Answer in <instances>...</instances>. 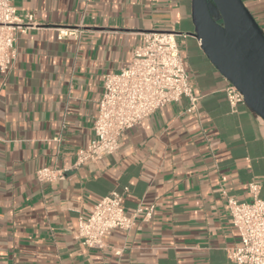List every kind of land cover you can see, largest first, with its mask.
<instances>
[{"label": "crops", "instance_id": "0c3cea01", "mask_svg": "<svg viewBox=\"0 0 264 264\" xmlns=\"http://www.w3.org/2000/svg\"><path fill=\"white\" fill-rule=\"evenodd\" d=\"M264 31V0H244ZM34 26L20 32L12 68L0 71V264H236L241 236L227 194L264 199V121L232 111L228 80L201 48L192 0H14ZM77 26L80 38L58 39ZM152 29L177 33L194 95L158 109L120 137L119 148L74 166L94 136L104 75L120 71ZM64 169L53 182L38 169ZM128 187L127 213L155 204L149 220L114 229L104 247L78 237L81 216ZM114 248L122 249L117 255Z\"/></svg>", "mask_w": 264, "mask_h": 264}, {"label": "built area", "instance_id": "2783aa9c", "mask_svg": "<svg viewBox=\"0 0 264 264\" xmlns=\"http://www.w3.org/2000/svg\"><path fill=\"white\" fill-rule=\"evenodd\" d=\"M13 1L0 0V71L4 76L12 68L18 34L36 24L33 14L19 13ZM81 34L77 26L58 27L60 40L78 39ZM224 90L232 111H237L238 104L245 103L243 94L230 81ZM184 97L189 99L188 111L192 112L198 98L184 65L177 33L162 29L146 31L131 61L120 71L104 75L94 136L87 147L76 151L74 166L86 165L114 153L119 148L123 132ZM64 172L61 168L43 167L38 169L37 177L43 182H53ZM248 186L249 200L226 193L232 223L241 236L240 244L231 247L228 255L236 264H264V199L257 182L251 181ZM128 191V187L112 191L95 204L89 215L80 217L78 237L83 244L103 248L104 237L112 230L129 231L140 218H152L153 203L139 204L133 213H127L124 202ZM113 252L120 255L122 249L114 248Z\"/></svg>", "mask_w": 264, "mask_h": 264}, {"label": "water", "instance_id": "95a60500", "mask_svg": "<svg viewBox=\"0 0 264 264\" xmlns=\"http://www.w3.org/2000/svg\"><path fill=\"white\" fill-rule=\"evenodd\" d=\"M189 32L264 121V31L244 0H192Z\"/></svg>", "mask_w": 264, "mask_h": 264}]
</instances>
